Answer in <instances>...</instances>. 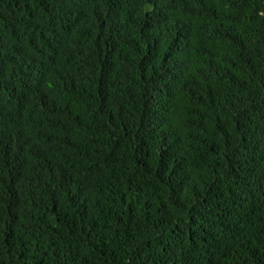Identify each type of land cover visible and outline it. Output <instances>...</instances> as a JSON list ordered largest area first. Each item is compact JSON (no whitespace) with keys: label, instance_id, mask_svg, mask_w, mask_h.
<instances>
[{"label":"trees","instance_id":"trees-1","mask_svg":"<svg viewBox=\"0 0 264 264\" xmlns=\"http://www.w3.org/2000/svg\"><path fill=\"white\" fill-rule=\"evenodd\" d=\"M0 264H264V0H0Z\"/></svg>","mask_w":264,"mask_h":264}]
</instances>
